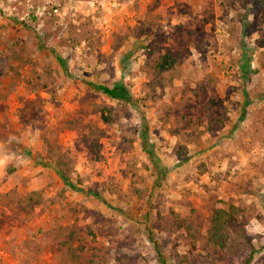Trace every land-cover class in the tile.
Returning <instances> with one entry per match:
<instances>
[{
    "label": "rangeland",
    "instance_id": "rangeland-1",
    "mask_svg": "<svg viewBox=\"0 0 264 264\" xmlns=\"http://www.w3.org/2000/svg\"><path fill=\"white\" fill-rule=\"evenodd\" d=\"M62 241L82 264H264V0H0V264H70Z\"/></svg>",
    "mask_w": 264,
    "mask_h": 264
},
{
    "label": "trees",
    "instance_id": "trees-1",
    "mask_svg": "<svg viewBox=\"0 0 264 264\" xmlns=\"http://www.w3.org/2000/svg\"><path fill=\"white\" fill-rule=\"evenodd\" d=\"M150 59L147 60V70L153 75L158 76L163 82L166 78L165 74H170L168 81H171L172 75L177 71L181 59V53L175 52L170 49H163L159 43L152 45V49L149 52ZM164 82L163 84H165ZM100 89L108 94L113 99H120L129 101L132 99V95L126 86L122 83L115 84L114 86H100ZM104 121H110L105 114H102ZM184 148V147H183ZM182 148V149H183ZM56 167L58 169L59 176L63 181L69 185L73 186L70 180L69 163L64 159V156H59L55 158ZM243 211L240 207L230 204L228 207H216L212 210L210 217V242L216 249H223L226 247L228 241L230 240V235L232 231H235L237 227L243 225L242 222ZM61 245L60 249L65 252L66 256L69 257L68 262L70 264H82L81 254L77 247H73V244H68L65 241L59 242ZM186 262L190 261L187 256H183ZM117 260L122 261V257L118 256ZM124 264L125 262H121ZM163 264H165L163 262Z\"/></svg>",
    "mask_w": 264,
    "mask_h": 264
}]
</instances>
